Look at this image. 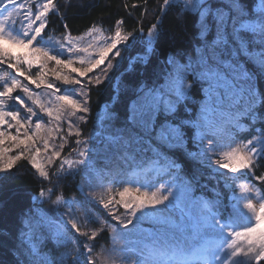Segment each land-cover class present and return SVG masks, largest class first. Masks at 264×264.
<instances>
[{
	"label": "snow or ice",
	"instance_id": "6c2138e0",
	"mask_svg": "<svg viewBox=\"0 0 264 264\" xmlns=\"http://www.w3.org/2000/svg\"><path fill=\"white\" fill-rule=\"evenodd\" d=\"M173 6L179 14L195 17L197 42L191 51L169 53L149 70L162 35V16L156 17L147 28L143 54L132 57L125 70L144 67L130 89L125 114L99 116L100 130L81 138L79 123L90 112L91 89L111 79L122 52L137 41V34L144 36V27L129 29L124 19L107 30L94 25L82 44L85 37H73L65 24L56 40L46 31L51 17L60 15L62 5L56 0H0V63L36 89L43 86L51 98L45 101L18 79L9 83L0 76V180L24 160L50 185L31 195V205L21 213L14 235L17 264H104L102 257L114 254L112 264H264V189L254 183L264 186V173L256 174L264 162V93L259 91L264 0L252 6L246 0H163L158 9L166 14ZM6 44L28 51L13 53ZM37 61L40 71L28 74ZM49 62L54 80L47 79ZM18 88L31 104L13 94ZM194 92L201 95L199 101ZM11 102L24 114L13 110ZM40 113L49 124L56 122L50 133H59L63 123L69 136L76 129L75 147L61 157L67 137L59 136L61 143L51 145L43 166L37 156L47 153L50 143L45 138L42 147L36 144ZM257 124L261 127L255 135L238 140ZM6 140L11 141L8 148L3 147ZM14 150L16 154L6 155ZM101 154L114 166L97 167ZM204 167L213 173L210 179L229 189L226 204L218 187L210 189L212 199L194 195L197 186L206 187L200 185ZM77 176L73 195L57 190ZM241 178L247 181L240 184L242 193L249 195L236 196L229 188V181ZM132 188L137 195L130 194ZM251 194L258 197V208ZM45 203L48 208L37 207ZM105 233L110 248L98 244ZM45 242L54 246L51 254L44 250ZM61 248L57 257L55 249Z\"/></svg>",
	"mask_w": 264,
	"mask_h": 264
},
{
	"label": "trees",
	"instance_id": "16d2710c",
	"mask_svg": "<svg viewBox=\"0 0 264 264\" xmlns=\"http://www.w3.org/2000/svg\"><path fill=\"white\" fill-rule=\"evenodd\" d=\"M56 2L62 5L59 10L60 15L51 17L47 29L56 33L65 32V24L68 26L67 31L71 34H82L94 25L107 30L113 28L114 22L118 19L126 20L129 29L138 26H143L145 29L144 36L137 34V41L122 52L123 60L119 67L112 72L111 79L91 89L90 115L82 127V137L88 136L89 133L98 128L97 115L102 112L104 107L110 108L112 113L120 117L125 114L130 89L136 81L141 79L144 67L136 64L132 70H125L128 68L129 60L132 57L143 54L147 28L156 22V17L162 16V35L155 44V51L148 65L149 70L157 63L162 64L169 53L190 52L192 46L197 42L195 39V17L179 14L175 6L166 14H161L158 5L163 0H147L146 4L143 0H56ZM255 2L256 0H246L249 6L254 5ZM126 4L128 8L124 7ZM133 4H137L139 7L132 9ZM259 91L264 93V80L259 82ZM193 97L197 101L202 98L197 92L193 93ZM261 111H264V108H261ZM260 127L261 125L257 124L252 130L245 129L238 140L251 138ZM69 141L71 142L70 145H73L75 136H71ZM201 172L203 174L200 176V185H202V181H214L216 187L223 194L226 204L229 189L224 187L223 182L217 185L215 179H210L209 177L213 173ZM261 173H264V162H261L256 169L257 175ZM78 182L79 176L76 177L75 181L69 178L57 190L62 189L65 195L69 196L75 193V184ZM254 183L259 188L264 189L259 181ZM42 186L50 187L46 181L39 178L30 163L24 160L17 162V166L0 180V264H17V257L14 252L16 247L14 235L19 227V218L21 213L31 205L29 197L38 193ZM196 190L207 193L205 187L202 186H197ZM101 241H108L106 233L99 238V242Z\"/></svg>",
	"mask_w": 264,
	"mask_h": 264
},
{
	"label": "rangeland",
	"instance_id": "374dc122",
	"mask_svg": "<svg viewBox=\"0 0 264 264\" xmlns=\"http://www.w3.org/2000/svg\"><path fill=\"white\" fill-rule=\"evenodd\" d=\"M87 31L84 32V33H82V34H72V36L73 37H81V36H84L85 37V40L84 41H81V43L83 44V43H86L88 39H90V38H88L86 36ZM64 33L65 32L56 33V32L47 30V34L50 35V36H52L53 39H56V40L60 39ZM104 34L105 35H109L110 33L108 31H105ZM5 46L8 47L13 53H24V52H27L28 51L27 49L20 48L19 46H16V45L6 44ZM62 58H64V57H62ZM38 63H39V61H37L33 65V67L31 69H28L27 70L28 74H31V75L35 76L36 73L38 71H40V69L37 67V64ZM77 66H79V65H77ZM22 67L26 68V66H22ZM53 67H54V64L51 63V62H49L48 69L45 70V71H49V75H48L47 79L54 80V77L51 75V72H50V69L53 68ZM64 71L67 72L68 70L65 69ZM0 76L6 77L9 83L11 82V79L12 78H16V79H18L21 82V84L28 85L33 91L39 92L41 94V98L44 99L45 101H47L48 99H51L50 97L47 96V92H46V90L43 89V86L41 87V89H36L35 88V85L30 84L29 81H27L23 77L19 76V74L16 73L14 69L8 68V64L6 62L5 63H0ZM3 83H4V80L3 79H0V91H3V87H2ZM86 83H87V80L85 79V84ZM62 92H64L65 94H70V91H69V89H68L67 86H62ZM13 94L14 95H20L22 98L25 99L26 103L31 104V101L27 100V98L24 97V94H23V92H22L21 89L18 88L16 90H14V93ZM11 103H12L13 110H20L21 111V114L22 115L24 114L23 110H21L18 105H16L14 102H11ZM8 107H9V105L8 104H5V106H4L5 110H8ZM34 110H37L38 111V109H34ZM107 113H112V111H111L110 108L104 107L102 109V112L100 114H98L97 117L102 116V115H105ZM40 115L43 117V120L41 121L42 122V128H41V130L39 132H36V136H35L36 144L42 147L43 139H45V138L49 139V143H50V147H49L48 152L45 153V152L42 151L40 153V155L37 156V160L43 166V165L46 164V157L51 154V151H52L51 145H53V144L58 145V144L61 143V140L59 139V136H65V137H67V139L65 141L64 149L61 152V157L67 155L68 152L70 151V148L71 147H75V143L73 145H70L71 142L69 141V139H70L71 136H75L76 129L73 128L72 129V135L69 136L68 135V125H67V123H63V126H62V128H61V130H60L59 133H57L55 131H51V133H50L49 130L50 129H54L56 127V122L53 121L51 124H49L48 123V119L49 118L45 114H43V113H40ZM89 115H90V112L88 114H86L87 119H88ZM35 122L36 121H35V118H34L33 123L31 125L33 132L36 131L35 130V127H34ZM103 123L105 125H107V124H109V121L108 120H104ZM83 125H85V122L79 123V129H80L81 132H82V129H83L82 128ZM99 130L100 129H99V126H98V128L95 129L94 131H99ZM12 132H13V134H16L15 133V129H13ZM84 137H86V136H84ZM84 137H82V138H84ZM29 144H31V141H29ZM10 146H11V141H7L6 140L5 141V144L3 145V147L8 148ZM233 146H235V145H233ZM16 151L17 150H14L12 153H7L6 155H8V154H13L14 155V154H16ZM26 155H27V153H26ZM102 155L103 154H101V157L98 158L97 167L103 166L104 163H109V162L103 161ZM109 166L112 167L114 165L111 164V163H109ZM201 171L206 172L208 174H211L212 173L211 170L208 169V168H206V167L201 168ZM79 180H80V177H79ZM242 183L245 184V185H247V181L244 180V179H242V178L241 179H236L234 181H229V188L235 192V195L236 196L249 195L248 193H242V190L240 188V184H242ZM215 184L216 183H214V181H212V180L202 181V185H206L205 190L207 191V193H202L200 191L195 190L194 195H196V196L204 195L205 197H207L209 199H212L213 198V193L210 191V189H212L213 187H216ZM126 186H128V187L131 188V186H129V185H126ZM256 186L258 187L257 184H256ZM116 187H119V186H116ZM120 190H122V189H120ZM73 194H71V195H73ZM130 194L131 195H137V193H135L134 188L131 189ZM71 195H69V196H71ZM251 195H252V198H253L254 205H256L257 208H258V203H257L258 197H256L254 194H251ZM245 202L246 201H244L243 199L240 201L241 207L243 206V204ZM226 203H227V201H226ZM37 207H42V208H45L46 209V208L49 207V204L48 203H45L43 205H39L38 204ZM93 210L94 211H100V214L102 216H104L105 219H108L111 223H115L114 221H111V218L108 217L106 215V213H104L102 210H98V209H93ZM122 211H123V209H121V212ZM245 211H247V210H245ZM249 215H251V214H249ZM252 219L254 220V217ZM129 227H131V226H129ZM144 227H148V225H144ZM106 234H107L108 241L107 242H102V241L99 242V239H98V244L99 245H103L105 248H110L111 245H112V240H111L110 235L108 233H106ZM45 245L46 246H45L44 250L46 252H49V254H51L52 251L54 250V246L50 242H45ZM63 250L64 249H62V248L61 249H55V255L58 257L59 256V253L61 251H63ZM115 255H118V254H114L112 258H109L107 255L105 257H102V260L104 261V264H112V259H114ZM117 264H118V262H117Z\"/></svg>",
	"mask_w": 264,
	"mask_h": 264
}]
</instances>
